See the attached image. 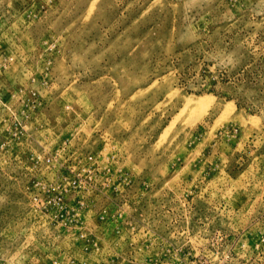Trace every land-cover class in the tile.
I'll return each mask as SVG.
<instances>
[{"label":"rangeland","instance_id":"374dc122","mask_svg":"<svg viewBox=\"0 0 264 264\" xmlns=\"http://www.w3.org/2000/svg\"><path fill=\"white\" fill-rule=\"evenodd\" d=\"M0 264H264V0H0Z\"/></svg>","mask_w":264,"mask_h":264}]
</instances>
